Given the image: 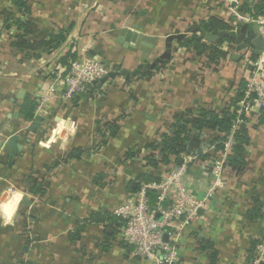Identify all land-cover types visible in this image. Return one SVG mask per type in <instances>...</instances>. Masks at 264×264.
Returning a JSON list of instances; mask_svg holds the SVG:
<instances>
[{
  "label": "crops",
  "instance_id": "0c3cea01",
  "mask_svg": "<svg viewBox=\"0 0 264 264\" xmlns=\"http://www.w3.org/2000/svg\"><path fill=\"white\" fill-rule=\"evenodd\" d=\"M225 1L219 0L220 13L213 14V0H28L31 11L26 16L9 0H0V201L7 199L9 190L25 193L11 223L0 218V264H152L135 258L132 249L119 242L120 230L117 240L107 242L105 231L112 235L115 227L106 217L88 223L77 241L70 234L91 214L108 212L116 217L112 212L137 191L142 175L153 174L161 180L165 172L179 166L171 160L156 170L149 168L145 147L162 134L174 133L175 114L190 111L193 114L187 119L193 120L196 110L203 107L221 111L223 101L234 96L236 85L243 81L240 59L207 66L204 56L179 48L151 76L129 81L114 77L100 90H86L75 103H64L58 88L45 114L35 110L34 117L44 120L10 166L2 146L9 137L25 134L31 121L21 118L23 101H37L40 90L61 67L59 59L67 53L83 54L109 67L117 66L118 72L132 73L143 64L142 52L120 38L122 29L135 26V33L155 39L152 61L164 53L169 35L197 25L199 15L210 13L230 26L232 18L227 11L221 12ZM235 1L233 10L252 18L241 12L242 0ZM8 13L34 21L39 28L34 38L39 40H46L57 27L70 23L73 27L57 50L23 58L12 46L19 33L17 26L3 28ZM243 24L253 28L252 23ZM19 93L21 99H17ZM260 115L248 125L257 126L249 127L245 169L240 174L226 170L196 221L180 232L176 264H209V253L199 250L200 241L213 244L217 264H248L258 240L264 238V122H259ZM115 120L117 135L99 146L102 125ZM212 136L210 132H191L186 138L188 153L196 155L198 162L199 156H206L201 165L189 168V186L201 199L213 187L209 163L216 152L210 143ZM75 148L83 151L78 160L59 162ZM130 151L138 152L125 158ZM56 162L55 168L45 170ZM28 176L43 179L46 192L27 195ZM255 198L263 215L248 222L247 211ZM27 231L32 246L25 240ZM165 240L169 241L168 236Z\"/></svg>",
  "mask_w": 264,
  "mask_h": 264
},
{
  "label": "built area",
  "instance_id": "2783aa9c",
  "mask_svg": "<svg viewBox=\"0 0 264 264\" xmlns=\"http://www.w3.org/2000/svg\"><path fill=\"white\" fill-rule=\"evenodd\" d=\"M199 1L204 3L205 0ZM213 1L215 4L212 13H220L219 0ZM233 3L237 4L235 0H226L221 5L223 8L221 12L227 11L228 16L232 18L230 22L232 30L228 33L237 35L245 22L257 23L259 34L264 41V13L257 18H249L234 11L235 8L231 5ZM253 3H261L264 6V0H253ZM208 14L198 17L206 19ZM218 49L226 54V58L219 60L220 64L229 62L233 55L240 56L241 79L245 83V89L242 99L236 105L235 123L225 136L221 151H218L216 157L209 163L213 178L211 191L202 199L194 195L189 186V168L198 163V157L187 152L178 158L183 160L181 165L165 172L159 182H141L137 191L112 212L124 223L120 230L121 241L130 246L133 256L141 261L152 264H176L178 254L175 244L178 242L180 232L196 221L198 211L205 208L210 193L212 194L214 188L221 185L227 170L228 158L233 154L236 130L240 125L248 127L251 123L243 120V116L257 117L259 111H264V51L260 57L252 59L253 51L250 48L236 52L234 45L221 44ZM204 58L206 65L207 58L205 56ZM113 72L118 71H113L112 67L98 59L79 55L75 61L69 63L68 67H60L55 78L40 90L36 101L37 113L42 115L47 112L57 95L58 88L63 92V102L70 103L85 93L87 85L99 82ZM172 161L175 165L174 160ZM148 192H153L155 195L156 204L153 209L148 204ZM166 236L169 241L165 240ZM25 240L29 246L34 244L28 231L25 233ZM250 264H264V238L258 240Z\"/></svg>",
  "mask_w": 264,
  "mask_h": 264
},
{
  "label": "trees",
  "instance_id": "16d2710c",
  "mask_svg": "<svg viewBox=\"0 0 264 264\" xmlns=\"http://www.w3.org/2000/svg\"><path fill=\"white\" fill-rule=\"evenodd\" d=\"M14 8L21 10L26 16L30 14L31 8L28 0H9ZM241 12L248 14L253 18H257L264 13V6L261 3L254 4L253 0H242ZM207 15L206 19H199L197 25L204 32L217 35L220 32H230L232 28L224 21H221L217 17ZM17 26L19 33L16 35V40L12 43L13 48L19 53L23 54V58L37 57L39 53L50 54L57 50L66 39V35L70 33L73 24L70 23L67 26H60L48 34L47 39H35V35L39 32V28L34 21L31 20H20L8 13L7 17L3 21V28H10L11 25ZM203 37L199 33H194L188 37L178 41L173 48V52L176 49H186L193 51L198 57L205 56L207 58L206 65H217V62L221 59L226 58V54L221 52L218 47L221 44L232 45L228 39H223L215 43H202ZM77 59L76 53H67L63 58L59 59L58 65L68 67L69 63ZM252 59H256V56L252 54ZM103 62V61H102ZM105 63V62H103ZM108 65L107 63H105ZM168 64L164 63L158 66L154 71L142 73L137 79L151 76L153 73ZM116 67V68H115ZM112 66L113 71H118V67ZM245 89V83L240 81L234 90V96L229 99L224 100L223 108L221 111L216 112L210 108H200L196 110V117L193 118L192 122H187V118L191 117L193 112L186 111L184 113L175 114L173 116L174 123L172 124L173 134L165 133L154 142L149 143L145 148L149 150V154L144 158L146 166L156 170L161 164H169L171 160L175 163L178 162V158L181 154L189 151L187 143V134L191 132H197L202 134L204 132L214 133L210 139V143L214 146V150L217 153L221 151L222 142L225 140V136L231 131L233 124L237 118V108L236 105L240 99H242ZM230 90V89H229ZM79 97H77L73 102L75 103ZM37 104L35 101L24 100L22 107L20 109L21 118L25 122H30L35 116V110ZM261 113L259 122H264V111H259ZM258 117V116H257ZM254 116L250 115L246 118L243 116V120L250 123L253 122ZM256 119V118H255ZM118 120L105 122L103 126L102 134H100L99 146H103L106 143L107 138H114L118 131L119 126L117 125ZM48 124V123H47ZM46 124V125H47ZM257 125H250L249 127L255 128ZM249 127L245 125H240L236 130L234 135L235 146L233 148V154L228 158L227 170L233 171L237 174L242 173L246 166L245 152L246 148L250 144L249 138ZM100 133V131H99ZM107 134V135H106ZM138 151H130L125 155V158L129 159L134 156V153ZM83 154L82 149L75 148L68 155L64 157L61 161H69L72 159L78 160ZM201 161H204L206 156H199ZM201 161L196 163L197 166L201 165ZM58 162V163H59ZM54 163L51 167H46L45 170H51L58 165ZM193 168V166H191ZM190 167V168H191ZM142 182H159L160 177L153 174L142 175ZM27 193L30 195L34 194H44L46 192V185L43 179H36L32 176L27 177ZM134 191V190H133ZM132 192V191H131ZM148 204L150 208H154L156 204L155 195L153 192H148ZM263 214L261 213V203L258 199H254L253 206L247 211V221L254 222L259 219ZM106 217L110 221L111 227H115L112 235H109L105 231V239L107 240H117L116 235L119 233L124 226L123 220L118 217L111 216L108 212H98L91 214L88 219L84 221V224L76 228L71 234L70 239L77 241L80 239L81 234L84 232L85 227L90 222H96L102 220ZM124 244L121 240L119 241ZM106 244V243H104ZM126 245V244H124ZM256 243H254V246ZM131 248L130 246L126 245ZM199 250L209 253V264H217L218 253L214 249L211 242L200 241ZM254 254H252L249 263L251 262Z\"/></svg>",
  "mask_w": 264,
  "mask_h": 264
},
{
  "label": "water",
  "instance_id": "95a60500",
  "mask_svg": "<svg viewBox=\"0 0 264 264\" xmlns=\"http://www.w3.org/2000/svg\"><path fill=\"white\" fill-rule=\"evenodd\" d=\"M137 27L133 26L130 29H122L120 31V38L124 37L128 44H131L132 47L140 50L142 52L141 60L143 64L136 67V69L131 73L126 70H121L119 72L109 73L104 79L99 82H93L87 85V91H90L94 88L101 89L102 86L109 80H112L114 77H121L126 81L132 80L135 77H139L142 73L154 71L158 66L167 63L171 59V55L173 53V43H177L182 39L186 38L187 35H191L194 33H199L202 35L203 40L202 43H215L221 41L223 39H228L231 44H233L236 48V52H241L245 49H252L253 55L256 57H260L262 52L264 51V41L259 34V29L257 23L253 24V28L251 29L248 24H242L237 35H232L228 32H220L217 35H212L204 32L198 25H192L182 34H173L169 35L165 39V51L152 61H149V57L154 49V45L156 44L155 39L147 38L138 33H135ZM233 61H239V55H233L231 58ZM251 68H249L250 70ZM22 95L19 93L17 99H21ZM16 116V115H15ZM43 118L40 116L34 117V119L28 125L26 132L23 136L13 135L9 137L6 143L2 146V152L8 156L9 166L13 158L17 157L19 153L23 149V145L29 142L28 136L30 134H35L43 122ZM187 122L191 123V119H187ZM1 147V144H0ZM179 165L183 163L182 159L178 160ZM25 204H28L24 202ZM201 210L198 211V215L201 214ZM158 219V217H157Z\"/></svg>",
  "mask_w": 264,
  "mask_h": 264
},
{
  "label": "clouds",
  "instance_id": "9594fccd",
  "mask_svg": "<svg viewBox=\"0 0 264 264\" xmlns=\"http://www.w3.org/2000/svg\"><path fill=\"white\" fill-rule=\"evenodd\" d=\"M63 127L64 125L63 123H61L60 129H62ZM6 195L7 199L0 201V218H2V220L7 224L11 223L12 217L17 210V206L24 198L25 193L22 191L9 190Z\"/></svg>",
  "mask_w": 264,
  "mask_h": 264
}]
</instances>
